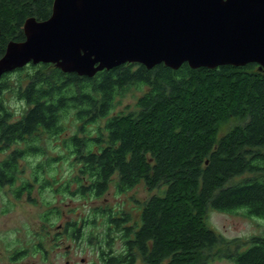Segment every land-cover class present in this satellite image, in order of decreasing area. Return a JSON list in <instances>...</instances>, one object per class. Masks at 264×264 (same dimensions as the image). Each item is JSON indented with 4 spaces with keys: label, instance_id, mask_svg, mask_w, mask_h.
Wrapping results in <instances>:
<instances>
[{
    "label": "trees",
    "instance_id": "obj_1",
    "mask_svg": "<svg viewBox=\"0 0 264 264\" xmlns=\"http://www.w3.org/2000/svg\"><path fill=\"white\" fill-rule=\"evenodd\" d=\"M53 3L0 0V58L10 40L25 39V20L48 19ZM133 88L141 92L135 104L118 109ZM51 141H60L64 152L49 154ZM31 157L35 162L22 166ZM65 162L74 175L57 189L68 194L101 197L112 185L117 193L149 191L147 198H132L140 209L136 221L107 203L82 218L88 226L104 224L108 246L118 231L129 251L150 264H204L216 257L264 264V234L232 240L209 222L212 211L243 210L264 219V71L257 63L193 68L185 62L176 69L127 62L94 76L31 63L4 73L0 189L36 203L37 184L40 192L53 189L57 175L45 174ZM56 214L60 207L45 211L42 230ZM70 225L76 235L77 223ZM37 234L34 251H45L43 233Z\"/></svg>",
    "mask_w": 264,
    "mask_h": 264
},
{
    "label": "water",
    "instance_id": "obj_2",
    "mask_svg": "<svg viewBox=\"0 0 264 264\" xmlns=\"http://www.w3.org/2000/svg\"><path fill=\"white\" fill-rule=\"evenodd\" d=\"M0 77L31 63L94 76L127 62L149 68L257 63L264 71V0H54L48 19L24 22Z\"/></svg>",
    "mask_w": 264,
    "mask_h": 264
},
{
    "label": "rangeland",
    "instance_id": "obj_3",
    "mask_svg": "<svg viewBox=\"0 0 264 264\" xmlns=\"http://www.w3.org/2000/svg\"><path fill=\"white\" fill-rule=\"evenodd\" d=\"M141 92L136 88L131 89L128 95L124 98L118 109L124 110L126 105L133 106ZM10 103L17 109L21 110L22 105L16 100L10 99ZM225 126L222 130L224 133L227 130ZM72 130V129H71ZM46 143L49 154L53 156L63 153L64 149L60 147V141H51ZM29 161H23L22 166L33 164L36 157L28 158ZM57 175L59 182L54 183L51 189L47 187L40 192L39 184L34 190L33 196L38 200L36 203L30 202L27 197L15 200L8 189H0V264H86L80 262L84 256L87 264H92L91 261L97 260L98 256L93 255L94 251L99 250V240L105 237V226L82 225L79 237L69 238L66 235L65 227L71 228L72 222L83 223L82 218L86 219L90 209L98 206L117 205L119 203H132L133 197L147 198L149 191L143 186L134 188L126 193H117L112 185L109 191L101 197L84 198L78 195L68 194L63 189H57L60 184L74 175L72 166L65 162L60 165H54L50 172L45 174L51 178L52 175ZM27 177L31 176L30 169L27 170ZM50 202V204H47ZM106 204V205H107ZM50 207H60L62 210L61 216L57 215L51 218V225L47 227L45 232L43 226V214ZM211 226L216 228L228 239L240 238L242 240L250 239L259 234H264V219L246 215L243 210L233 212H215L212 211L209 216ZM64 225V227L62 226ZM78 229L80 227L78 226ZM42 231V238L45 240V251H34L36 242L39 240V233ZM74 232V230H73ZM59 235V238L53 236ZM88 236L92 237V241H88ZM58 241V243H55ZM96 243V244H95ZM19 250V251H18ZM70 250L69 255L67 254ZM18 252L20 254L18 255ZM78 257V260H77ZM204 264H237L228 258H213L206 261Z\"/></svg>",
    "mask_w": 264,
    "mask_h": 264
},
{
    "label": "flooded vegetation",
    "instance_id": "obj_4",
    "mask_svg": "<svg viewBox=\"0 0 264 264\" xmlns=\"http://www.w3.org/2000/svg\"><path fill=\"white\" fill-rule=\"evenodd\" d=\"M149 196V194H148ZM114 209H116L114 212H117L119 209L120 210H126V212L131 213L133 220L136 221V219L140 218V209H139V205H137L136 203H119L117 204V207H114ZM121 213V212H120ZM118 214V213H117ZM124 215V214H121ZM116 217L120 218V215H116ZM72 223H77V225L80 227L79 230L82 229V225L83 223L79 224L78 222H72ZM64 227V225H62ZM66 230V235L69 238H76L79 237L81 235V232L78 233V231L75 233L76 235H74L73 230L69 227H65ZM53 237L59 238V235H54ZM106 237L102 238V241L99 240V247L97 251H94L92 254L98 256L97 260L91 261L92 264H150V263H146L143 259V257L140 255L139 252H133V251H129L128 246L125 244L124 239L122 238V236L118 233V231L116 232V234L114 235V237L112 238L111 241V247L108 246L105 242L104 239ZM105 247V249H103ZM70 253V250L68 251V255ZM136 256L135 260H129L131 259L133 256ZM80 262H84V263H88V261H86V258L84 256H80ZM110 257L111 261L108 260V258ZM118 258H122L123 261H117ZM225 258V257H223ZM78 260V257H77ZM67 264H70L69 260H66ZM161 264H167L165 261H163V263Z\"/></svg>",
    "mask_w": 264,
    "mask_h": 264
}]
</instances>
